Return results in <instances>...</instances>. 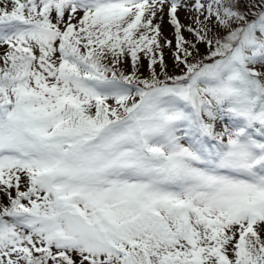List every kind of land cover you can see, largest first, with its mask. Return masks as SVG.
I'll return each instance as SVG.
<instances>
[{"label": "snow or ice", "instance_id": "obj_1", "mask_svg": "<svg viewBox=\"0 0 264 264\" xmlns=\"http://www.w3.org/2000/svg\"><path fill=\"white\" fill-rule=\"evenodd\" d=\"M0 196V264H264V0H0Z\"/></svg>", "mask_w": 264, "mask_h": 264}, {"label": "rangeland", "instance_id": "obj_2", "mask_svg": "<svg viewBox=\"0 0 264 264\" xmlns=\"http://www.w3.org/2000/svg\"><path fill=\"white\" fill-rule=\"evenodd\" d=\"M180 2H181V5H183L185 0H180ZM167 12H168V8L165 7L164 13L163 14H158L157 18L153 21V23L160 25L162 37L167 38V39H172L173 43H174V37H173L174 29L171 26V24L169 23ZM188 15H189L188 11L183 6L178 8L177 17H178V19L180 20V22L182 24L189 23V20L187 19ZM161 16H162V18H161ZM205 51H206L205 49H202V52H205ZM164 58H165V63L168 64V72H169V74H173V73L178 74L179 70L175 69L174 65H173L171 51L169 49H167V48L164 49ZM157 69L159 70V66H157ZM125 70L126 71H130L131 70L130 61L128 63H126ZM148 71H149V69H148L147 61L146 60H142L141 61V66H140V72L142 74H144V75H147ZM14 194L15 193L13 192V195ZM0 202L6 204L7 200L3 196H0Z\"/></svg>", "mask_w": 264, "mask_h": 264}]
</instances>
